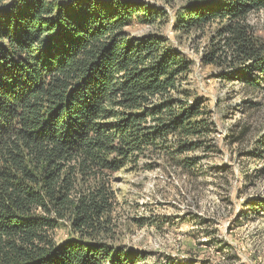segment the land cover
Returning a JSON list of instances; mask_svg holds the SVG:
<instances>
[{
	"label": "trees",
	"instance_id": "16d2710c",
	"mask_svg": "<svg viewBox=\"0 0 264 264\" xmlns=\"http://www.w3.org/2000/svg\"><path fill=\"white\" fill-rule=\"evenodd\" d=\"M260 11L264 0H203L173 28L211 32L202 65L257 92L264 42L247 18ZM160 16L130 0H0V264L140 260L116 244L112 177L193 174L213 128L188 88L191 61L161 35L128 32ZM255 145L264 160V133ZM60 226L70 237L58 244Z\"/></svg>",
	"mask_w": 264,
	"mask_h": 264
},
{
	"label": "rangeland",
	"instance_id": "374dc122",
	"mask_svg": "<svg viewBox=\"0 0 264 264\" xmlns=\"http://www.w3.org/2000/svg\"><path fill=\"white\" fill-rule=\"evenodd\" d=\"M130 1L161 16L128 32L161 35L191 61L188 88L203 98L213 128L206 149L194 153L200 162L193 174L139 165L112 177L116 244L139 255L137 264H264V160L254 151L264 133V85L252 92L220 81L200 59L214 35L174 31L177 10L203 0ZM247 20L264 42V11ZM69 237L66 226L54 235L58 244Z\"/></svg>",
	"mask_w": 264,
	"mask_h": 264
}]
</instances>
